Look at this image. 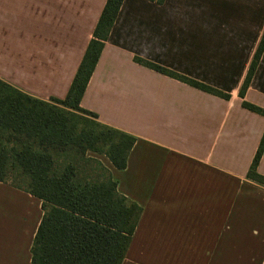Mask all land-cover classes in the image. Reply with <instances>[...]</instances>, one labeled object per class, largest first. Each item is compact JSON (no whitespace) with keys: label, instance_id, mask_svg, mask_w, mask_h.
<instances>
[{"label":"crops","instance_id":"1","mask_svg":"<svg viewBox=\"0 0 264 264\" xmlns=\"http://www.w3.org/2000/svg\"><path fill=\"white\" fill-rule=\"evenodd\" d=\"M106 0H0V80L64 99ZM264 0H123L80 100L133 136L123 170L141 208L121 264H264V185L247 173L264 133ZM201 82L203 92L134 61ZM256 171L264 176V151ZM42 201L0 182V264H31Z\"/></svg>","mask_w":264,"mask_h":264},{"label":"trees","instance_id":"2","mask_svg":"<svg viewBox=\"0 0 264 264\" xmlns=\"http://www.w3.org/2000/svg\"><path fill=\"white\" fill-rule=\"evenodd\" d=\"M123 0H106L64 99L36 100L0 80V182L42 201V218L31 246V264H121L141 208L118 193L102 163L126 167L136 139L96 121L80 100ZM162 3L163 0H149ZM264 49V33L239 91L242 98ZM134 61L203 92L228 99L206 84L135 57ZM242 107L264 116L243 101ZM264 133L247 176L264 185L256 168Z\"/></svg>","mask_w":264,"mask_h":264}]
</instances>
